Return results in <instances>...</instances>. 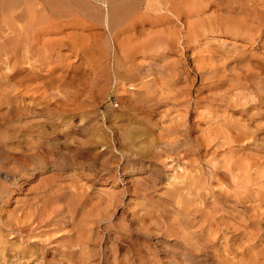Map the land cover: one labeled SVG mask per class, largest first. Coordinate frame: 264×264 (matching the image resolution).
Instances as JSON below:
<instances>
[{"label":"rangeland","instance_id":"374dc122","mask_svg":"<svg viewBox=\"0 0 264 264\" xmlns=\"http://www.w3.org/2000/svg\"><path fill=\"white\" fill-rule=\"evenodd\" d=\"M184 1L0 0V264H264V0Z\"/></svg>","mask_w":264,"mask_h":264},{"label":"bare ground","instance_id":"6f19581e","mask_svg":"<svg viewBox=\"0 0 264 264\" xmlns=\"http://www.w3.org/2000/svg\"><path fill=\"white\" fill-rule=\"evenodd\" d=\"M48 1H49V0H48ZM61 1H62V0H61ZM65 1H66V0H65ZM123 1H124V0H122V2H123ZM181 1H182V0H179V3H180ZM186 1H187V2H186ZM186 1H184V2H186L187 4L184 3V2H182V3L185 4V6H187V5H189V4H190V6H191L192 4L196 3V0H193V1H195V2L192 1L193 3H190V0H186ZM188 1H189V2H188ZM206 1H207V0H206ZM248 1H250V0H248ZM7 2H8V1H7ZM9 2H10V1H9ZM15 2H16V6H17V1H15ZM28 2H29V1H28ZM46 2H47V0H46ZM51 2H52V0H51ZM74 2H75V1H74ZM119 2H120V1H119ZM171 2L173 3L174 1L171 0ZM175 2H176V0H175ZM175 2H174V3H175ZM197 2H198V1H197ZM261 2H262V0H261ZM10 3H11V2H10ZM174 3H173V4H174ZM179 3H178V0H177V3H175V4H176V5H177V4L179 5ZM207 3H209V2H207ZM207 3H206V4H207ZM211 3H212V4H215V2H214V3H213V2H210V4H211ZM216 3H218V2H216ZM258 3H259V2H258ZM4 4H6V3H4ZM8 4H9V3H8ZM173 4H172V5H173ZM175 4H174V5H175ZM184 4L181 5V7L177 6V7H178L177 10L180 9V8H183L182 6H184ZM199 4H201V2H198V3L194 4V5H195V7H196V5H199ZM206 4H205V5H206ZM210 4H209V5H210ZM212 4H211L210 6H212ZM221 4L223 5V3H220V5H221ZM52 5H53V3H52ZM114 5H115V4H114ZM132 5H133V4H132ZM136 5H138V3H137ZM172 5H171V7H172ZM174 5H173L174 8H173V7H172V8H173V9L175 10V12H176V11H177V10L175 9L176 6H174ZM255 5H256V3H254L253 5L251 4L250 6L254 7ZM5 6H6V5H5ZM7 6H8V5H7ZM7 6H6V7H7ZM14 6H15V5H14ZM16 6L14 7V9L16 8ZM18 6H19V5H18ZM65 6H66V5H65ZM190 6H189V8H192V7H190ZM192 6H193V5H192ZM200 6L202 7V5H200ZM210 6H209V7H210ZM216 6H217V5H216ZM226 6H227V5H226ZM229 6H230V5H229ZM256 6H257V5H256ZM259 6H261V5H259ZM259 6H257V7H259ZM2 7H4V6H2ZM201 7H199V8H200V9H199V12H200V10H201ZM217 7H218V6H217ZM261 7H262V6H261ZM4 8H5V7H4ZM4 8H3V9H4ZM36 8H37V7H36ZM68 8H69V7H68ZM123 8H124V7H123ZM123 8H122V9H123ZM168 8H169V7H168ZM214 8H215V6H214ZM221 8H222V7H221ZM259 8H260V7H259ZM259 8H258V12H259ZM262 8H264V7H262ZM12 9H13V8H12ZM12 9H10V11H11ZM117 9H118V8H117ZM183 9H184V8H183ZM183 9H182V10H183ZM196 9H198V8L196 7ZM196 9H195V10H196ZM224 9H225V8H224ZM237 9H238V8H237ZM237 9H236V11H238ZM253 9H254V8H253ZM1 10H2V9H1ZM5 10H6V9H5ZM38 10H40V9H38ZM111 10H112V9H111ZM115 10H116V9H115ZM168 10H169V9H168ZM192 10H193V9H191V11H192ZM219 10H220V9H219ZM247 10H248V9H247ZM178 11H180V10H178ZM211 11H212V10H211ZM213 11H214V9H213ZM215 11H216V9H215ZM217 11H218V10H217ZM226 11H227V9H226ZM232 11H235L234 6L231 7V10H228V12H232ZM5 12H6V11H5ZM20 12H22V10H21ZM192 12H193V11H192ZM192 12H190V13L193 15ZM119 13H120V12H119ZM127 13H129V12H127ZM142 13H143V12H142ZM194 13H195V12H194ZM197 13H198V12H197ZM202 13H203V11H202ZM202 13H201V12H200V14L198 13L197 16L199 17V15H201ZM205 13H207V12H205ZM214 13H215V12H214ZM232 13H233V12H232ZM240 13H241L240 16H237L238 14H237V15L235 14L234 17L236 18V20L239 19V21H241V22H243V21H245L246 19H248V16H249V14H250V12H248V11H247V12H240ZM262 13H263V12H262ZM5 14H6V13H5ZM16 14H17V13H16ZM45 14H46V13H45ZM45 14H44V15H45ZM51 14H52V13H51ZM53 14H54V13H53ZM55 14H56V13H55ZM143 14H144V13H143ZM181 14H182V13H181ZM210 14H211V13H210ZM212 14H213V12H212ZM212 14H211V15H212ZM229 14H231V13H229ZM9 15H10V13H9ZM18 15H19V14H18ZM59 15H60V14H59ZM119 15H120V14H119ZM126 15H127V14H126ZM141 15H142V14H141ZM144 15H145V14H144ZM148 15H149V14H148ZM150 15H151V14H150ZM168 15H169V14H168ZM177 15H178V12H177ZM203 15H204V13H203ZM207 15H208V14H207ZM223 15H224V14H223ZM223 15H222V16H223ZM227 15H228V14H227ZM253 15H254V14H253ZM6 16H7V14H6ZM55 16H56V15H55ZM97 16H99V15L97 14ZM101 16H102V15H101ZM110 16H111V15H110ZM110 16H109V17H110ZM188 16H189V15H188ZM217 16H218V15H217ZM225 16H226V15H225ZM231 16H233V15L231 14ZM231 16L229 15V16L226 17V18L229 19V20H230V19L235 20V18H233V17H231ZM257 16H259V15H257ZM12 17L14 18V17H16V16H12ZM38 17H39V16H37V18H38ZM46 17H47V15H46ZM46 17L44 16L43 19L45 18L44 20H48V19H46ZM102 17H103V16H102ZM135 17H136V16H135ZM135 17H134V18H135ZM192 17H193V16H192ZM203 17H204V16H203ZM203 17L201 18V16H200L201 19H203ZM208 17H210V16H208ZM214 17H215V16H214ZM237 17H239V18H237ZM16 18H17V17H16ZM53 18H54V17H53ZM111 18H112V17H111ZM200 18H198V19H200ZM205 18H207V17L205 16ZM211 18H212V17H211ZM224 18H225V17H224ZM259 18H261V17H259ZM18 19H19V18H18ZM39 19H40V17H39ZM65 19H66V18H65ZM124 19H125V18H124ZM144 19H145V18H144ZM201 19H200V20H201ZM209 19H210V18H208V20H209ZM215 19H216V18H215ZM227 19H225V20H227ZM3 20H4V19H3ZM19 20H21V19H19ZM60 20H61V19H60ZM60 20H59V21H60ZM62 20H63V19H62ZM98 20H99V19H98ZM109 20H110V18H109ZM111 20H113V19H111ZM147 20H148V19H147ZM169 20H170V19H169ZM171 20H172V19H171ZM200 20H199V21H200ZM217 20H218V19H217ZM223 20H224V19H223ZM223 20H221V21H223ZM225 20H224V21H225ZM40 21H41V20H40ZM40 21H38V23H39ZM71 21H72V20H71ZM114 21H115V20H114ZM184 21H185V20H184ZM192 21H193V20H192ZM206 21H207L206 19H205V21H204V19H203L204 26H207V29H209V28H208L209 26L205 23ZM213 21H214V19H213ZM219 21H220V20H219ZM231 21H232V20H231ZM262 21H263V20H262ZM44 22H45V21H44ZM99 22H100V21H99ZM129 22L131 23V21H129ZM151 22H152V21H151ZM214 22H215V21H214ZM228 22H229V21H228ZM249 22H250V21H249ZM249 22H248V23H249ZM252 22H253V21H252ZM256 22H257V21H256ZM256 22H253V23L257 24ZM258 22H259V21H258ZM67 23H68V22H67ZM70 23H71V22H70ZM96 23H97V22H96ZM130 23H128V24H130ZM142 23H143V22H142ZM152 23H153V22H152ZM208 23H209V22H208ZM215 23H217V22H215ZM222 23H223V22H222ZM225 23H226V21H225ZM225 23L222 24V25L224 26ZM235 23H236V22H235ZM31 24H32V23H31ZM72 24H73V23H72ZM72 24H71V25H72ZM111 24H112V23H111ZM205 24H206V25H205ZM213 24H214V23H213ZM213 24H211V25H213ZM226 24H228V23H226ZM239 24H240V22H239ZM250 24H251V23H250ZM3 25H4V24H3ZM69 25H70V24H69ZM71 25H70V26H71ZM73 25H74V24H73ZM97 25H98V24H97ZM100 25H101V24H100ZM113 25H114V24H113ZM131 25H132V24H131ZM155 25H156V24H155ZM219 25H220V24H219ZM232 25H233V23H232ZM232 25H231V26H232ZM237 25H238V23H237ZM262 25H263V24H262ZM74 26H75V25H74ZM92 26H94V25H92ZM148 26H149V25H148ZM188 26H189V25H188ZM215 26H216V25H215ZM228 26H230V23H229ZM231 26H230V27H231ZM235 26H236V25H234V27H235ZM245 26H246V25H245ZM5 27H6V26H5ZM31 27H32V26H31ZM87 27H88V26H87ZM97 27H98V26H97ZM128 27H129V26H128ZM134 27H135V26H134ZM151 27H152V25H151ZM168 27H169V26H168ZM186 27H187V26H186ZM217 27H218V26H217ZM236 27H237V26H236ZM239 27H241V26H239ZM2 28H3V26H2ZM18 28H19V27H18ZM110 28H111V27H110ZM142 28H143V27H142ZM148 28H149V27H148ZM213 28H215V27H213ZM225 28H226V30H228L229 27H228V28L225 27ZM225 28H224V29H225ZM232 28H233V26H232ZM243 28H244V27H243ZM245 28H246V27H245ZM251 28H252V27H251ZM260 28H261V27H260ZM87 29H88V28H87ZM233 29H234V28H233ZM237 29H239V28H237ZM249 29H250V28H249ZM47 30H48V29H47ZM111 30H112V29H111ZM138 30H139V29H138ZM140 30H141V29H140ZM175 30H176V29H175ZM234 30H235V29H234ZM244 30H245V29H244ZM0 31H1V29H0ZM43 31H44V29H43ZM212 31H213V29H212ZM237 31H238V30H237ZM248 31H249V30H248ZM36 32H37V31H36ZM164 32H165V30H164ZM254 32H255V31H254ZM99 33H100V32H99ZM99 33H98V34H99ZM117 33H118V32H117ZM148 33H149V32H148ZM205 33H206V32H205ZM248 33H249V32H248ZM251 33H252V32H251ZM251 33H249V34H251ZM47 34H48V33H47ZM140 34H141V32H140ZM165 34H166V33H165ZM168 34H169V32H168ZM257 34H258V33H257ZM262 34H264V33L262 32ZM133 35H134V33H133ZM252 35H253V33H252ZM255 36H256V35H255ZM262 36H263V35H262ZM141 37H143V36H141ZM247 37H248V36H247ZM251 37H252V36H250V40H249V41H253V42H254V40H253L254 35H253L252 38H251ZM258 37H261V36H258ZM61 38H62V37H61ZM144 38H146V37H143V39H144ZM254 38H255V37H254ZM256 38H257V36H256ZM256 38H255V39H256ZM134 39H135V38H134ZM248 39H249V37H248ZM248 39H247V40H248ZM257 39H258V38H257ZM262 39H264V38L262 37ZM58 40H59V39H58ZM83 40H85V39H83ZM86 40H87V39H86ZM127 40H128V39H127ZM130 40H131V39H130ZM259 40H260V38H259ZM18 41H19V40H18ZM110 41H111V40H110ZM256 41H257V40H256ZM260 41H261V40H260ZM0 42H1V41H0ZM2 42H3V41H2ZM245 42H246V41H245ZM263 42H264V41H263ZM126 43H127V42H126ZM259 43H260V42H259ZM85 44H86V43H85ZM117 44H118V43H117ZM178 44H179V43H178ZM262 44H264V43H262ZM123 45H124V44H123ZM102 47H103V46H102ZM160 47H161V46H160ZM239 49H240V48H239ZM121 50H122V49H121ZM130 50H131V48H130ZM161 50H162V49H161ZM119 51H120V50H119ZM124 51H125V50H124ZM159 52H160V51H159ZM166 52H167V51H166ZM253 52H254V51H253ZM234 57H235V56H234ZM184 59H185V57H184ZM240 59H241V58H240ZM185 60H187V59H185ZM238 60H239V59H238ZM243 60H244V59H243ZM258 60H259V59H258ZM258 60H256V61H258ZM260 60H261V59H260ZM241 61H242V59H241ZM245 62H246V60H245ZM260 62H262V61H260ZM254 66H255V65H254ZM242 67H243V66H242ZM126 72H127V71H126ZM212 75H213V74H212ZM218 76H219V75H218ZM15 79H16V78H15ZM26 80H27V79H26ZM19 81H20V80H19ZM234 85H235V84H234ZM191 87H192V86H191ZM247 88H248V87H247ZM223 93H224V92H223ZM212 96H213V95H212ZM123 100H124V99H123ZM241 101H242V100H241ZM21 114H22V113H21ZM59 114H60V113H59ZM26 120H27V119H26ZM103 123H104V122H103ZM0 124H1V123H0ZM43 124H44V123H43ZM8 125H9V124H8ZM13 131H14V130H13ZM232 134H233V132H232ZM25 146H26V145H25ZM3 148H4V147H3ZM24 149H25V148H24ZM23 152H24V151H23ZM18 207H19V206H17V208H18ZM46 215H47V214H46ZM29 220H30V219H29ZM6 221H7V220H6ZM8 226H9V225H8Z\"/></svg>","mask_w":264,"mask_h":264}]
</instances>
